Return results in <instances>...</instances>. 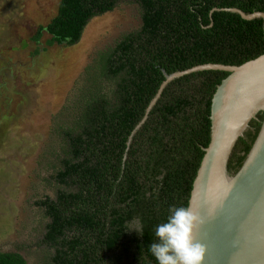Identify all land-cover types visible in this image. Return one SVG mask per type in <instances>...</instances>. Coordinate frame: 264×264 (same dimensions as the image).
I'll return each instance as SVG.
<instances>
[{
  "label": "trees",
  "instance_id": "16d2710c",
  "mask_svg": "<svg viewBox=\"0 0 264 264\" xmlns=\"http://www.w3.org/2000/svg\"><path fill=\"white\" fill-rule=\"evenodd\" d=\"M125 7L141 26L96 52L54 116L37 163L40 183L26 199L35 219L18 241L1 246L0 264H157L149 250L155 226L170 207L190 203L211 142L212 100L230 73L176 78L148 114L150 105L166 75L239 67L264 55V19L230 11L264 13V0H60L31 41L77 46L92 21ZM262 120L238 140L230 174L243 166ZM134 219L142 236L129 231Z\"/></svg>",
  "mask_w": 264,
  "mask_h": 264
},
{
  "label": "rangeland",
  "instance_id": "374dc122",
  "mask_svg": "<svg viewBox=\"0 0 264 264\" xmlns=\"http://www.w3.org/2000/svg\"><path fill=\"white\" fill-rule=\"evenodd\" d=\"M59 1L0 0V248L32 227L29 187L40 183L37 163L53 118L84 68L98 50L141 26L136 10L125 7L92 21L77 46L38 47L31 38L56 15Z\"/></svg>",
  "mask_w": 264,
  "mask_h": 264
},
{
  "label": "water",
  "instance_id": "95a60500",
  "mask_svg": "<svg viewBox=\"0 0 264 264\" xmlns=\"http://www.w3.org/2000/svg\"><path fill=\"white\" fill-rule=\"evenodd\" d=\"M230 11L248 21L264 19V13ZM199 71L230 73L212 100L211 142L189 203L203 221L195 233L206 248L203 264H264V55L239 67L207 64L166 75L148 114L169 82ZM258 116L263 117L258 136L243 166L230 174L233 150Z\"/></svg>",
  "mask_w": 264,
  "mask_h": 264
},
{
  "label": "clouds",
  "instance_id": "9594fccd",
  "mask_svg": "<svg viewBox=\"0 0 264 264\" xmlns=\"http://www.w3.org/2000/svg\"><path fill=\"white\" fill-rule=\"evenodd\" d=\"M202 223V218L190 205L170 207L166 221L155 226L156 242L149 246L157 264H203L206 248L195 238ZM129 231L142 236V222L134 219Z\"/></svg>",
  "mask_w": 264,
  "mask_h": 264
}]
</instances>
